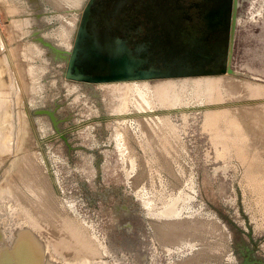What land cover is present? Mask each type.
<instances>
[{
	"label": "rangeland",
	"instance_id": "374dc122",
	"mask_svg": "<svg viewBox=\"0 0 264 264\" xmlns=\"http://www.w3.org/2000/svg\"><path fill=\"white\" fill-rule=\"evenodd\" d=\"M85 2L0 0V93L4 96L0 116L8 118L2 121L6 126L0 125L9 134L5 137L6 148L0 149L2 207L8 208L6 211L20 207L23 213L34 216L38 210L36 217L44 229L52 228L49 234L46 231L50 229H45V234L53 235L49 241L55 244L56 257L65 254L59 258L66 261L81 258L83 264H264V90L255 92L244 85L251 82L264 86V0H243L232 22L224 60L233 72L219 75L245 83L236 89H219L224 101L219 95L221 102L214 99V103L201 97L202 93H194V102L189 100L187 105L140 107L130 101L129 110L117 109L127 92L64 76L67 63L59 54L65 46L61 31L71 17L77 15L79 21ZM212 107L226 112L219 116V135L207 126L206 113ZM45 108L55 110L56 121L37 111ZM243 108L251 110L248 113ZM239 119L242 123L237 122ZM239 131H244L243 135ZM6 188L15 191L10 194ZM165 197L172 199L166 204ZM162 204L166 214L160 209ZM173 206L176 214L169 216ZM169 218L184 223L178 237L166 236L171 227H159L161 221L170 222ZM64 231L75 233H70L73 242Z\"/></svg>",
	"mask_w": 264,
	"mask_h": 264
},
{
	"label": "flooded vegetation",
	"instance_id": "af4514ba",
	"mask_svg": "<svg viewBox=\"0 0 264 264\" xmlns=\"http://www.w3.org/2000/svg\"><path fill=\"white\" fill-rule=\"evenodd\" d=\"M235 9L236 0H86L78 28L84 23V39L92 43L114 35L130 48H149L161 67L216 69L226 66ZM71 46L59 52L63 60Z\"/></svg>",
	"mask_w": 264,
	"mask_h": 264
},
{
	"label": "bare ground",
	"instance_id": "6f19581e",
	"mask_svg": "<svg viewBox=\"0 0 264 264\" xmlns=\"http://www.w3.org/2000/svg\"><path fill=\"white\" fill-rule=\"evenodd\" d=\"M76 2V1H75ZM72 3V2H71ZM77 3H78V1H77ZM74 4V3H73ZM13 7V6H12ZM15 8V7H14ZM75 15V14H74ZM64 18V17H63ZM63 18H62V20H63ZM20 20V19H19ZM23 20V19H22ZM14 22H16L15 20H14ZM18 22V21H17ZM20 22V21H19ZM20 23H22V22H20ZM19 24V23H18ZM24 24H26V23H24ZM20 25V24H19ZM18 25V26H19ZM22 26V25H21ZM21 26H19V27H21ZM26 26V25H25ZM64 26V25H63ZM76 27H78V16L77 15H75V16H73V17H71L70 18V20H69V22H68V24H65V26L63 27V30L61 31V33H62V43H63V45H65V46H67L68 48L72 45V42H73V39H74V35H75V30H76ZM18 28V27H17ZM27 28V27H26ZM21 29V28H20ZM23 29V28H22ZM21 29V30H22ZM61 29V28H60ZM25 30V29H24ZM23 32H26V30L25 31H23ZM60 33V32H59ZM94 35V34H93ZM60 36H61V34H60ZM61 38V37H60ZM69 58V57H68ZM182 61V60H181ZM24 63V62H23ZM28 63V62H27ZM26 64V63H25ZM29 65V64H28ZM24 66V65H23ZM25 66H27V65H25ZM28 67V66H27ZM26 68V67H25ZM32 68H33V66H32ZM35 69V68H34ZM30 70V69H29ZM1 71V70H0ZM31 73V72H30ZM219 75V74H218ZM33 78V77H32ZM223 78H227V77H224L223 75L221 76V75H219V76H198V77H186V78H171V79H157V80H154V81H149V80H130V81H120V82H118V81H116V82H102V83H98L99 85H102V86H105V87H108V88H110V89H118V90H120V91H123V92H127V93H125V95L123 96V98H122V101H121V109H123V108H125L126 110H127V108L126 107H128V105H129V103H130V101H135L140 107H142V106H144V107H149V106H152V105H154V104H160V105H166V106H171V105H179V104H186V103H188V101L189 100H193V98H194V96H193V94L194 93H196V94H200V93H202V96L201 97H203V96H206V99H208V100H211V99H213V101L212 102H214V99H215V101H216V99L218 100L219 99V93L222 95V93L221 92H219V89H221V88H225V89H228V90H230V89H236V88H238V87H240V86H242L241 84H244V83H241V82H236V81H234V80H232V79H230V77L229 78H227L226 80H224ZM1 82V81H0ZM22 82V81H21ZM33 84V83H32ZM245 86H247L250 90H252V91H258V92H260V91H262V90H264V86L263 85H254L253 83H251V82H247L246 84H244ZM236 86V87H235ZM2 92V91H1ZM127 94L129 95L130 94V96L131 97H127ZM219 95V96H218ZM199 96V97H200ZM223 96V95H222ZM3 95H2V93H0V108H1V106L3 105V103H4V99H3ZM198 97V98H199ZM218 97V98H217ZM205 98V97H204ZM135 99V100H134ZM220 99H221V96H220ZM222 99H225V98H222ZM221 99V101H224V100H222ZM199 100H202V99H200L199 98ZM205 101V100H204ZM220 100H218V102H219ZM220 101V102H221ZM193 102H194V100H193ZM200 102H202V101H200ZM134 103V102H133ZM132 103V104H133ZM192 103V102H191ZM196 103V102H195ZM210 103V102H209ZM214 103H216V102H214ZM214 103H212V104H214ZM194 104V103H193ZM198 104V103H197ZM208 104V103H207ZM212 104H211V106H212ZM221 104V103H220ZM225 104V103H224ZM226 104H228V103H226ZM225 104V105H226ZM261 104V103H260ZM142 105V106H141ZM187 105V104H186ZM215 105V104H214ZM217 105H218V103H217ZM129 106H131V105H129ZM198 106V105H197ZM209 106V105H208ZM224 106V105H223ZM251 106V105H250ZM156 107V106H155ZM158 108H159V106H157ZM202 107V106H201ZM204 107V106H203ZM210 107V106H209ZM242 107V106H241ZM263 107V106H262ZM183 108V107H182ZM193 108V107H192ZM198 108V107H197ZM200 108V107H199ZM214 108H216V106H214ZM225 108H227V107H225ZM228 108H229V106H228ZM4 109V108H3ZM135 109H137V108H135ZM157 109V108H156ZM184 109V108H183ZM205 108H203V110H204ZM211 109V108H210ZM128 110H129V107H128ZM138 110V109H137ZM149 110V109H148ZM151 110V109H150ZM177 110V109H176ZM243 110H245V111H248V113H249V110H251V109H247L246 110V108L244 109L243 108ZM254 110H257V108L256 109H254ZM6 111V110H5ZM138 111H140V110H138ZM152 111V110H151ZM170 111V110H169ZM258 111V110H257ZM261 111V110H260ZM183 112H186V111H183ZM238 112V111H237ZM237 112H234V113H236L237 114ZM255 113H258V112H256V111H254ZM263 112V111H262ZM7 113V112H6ZM6 113L5 112H3L2 114H5L6 115ZM133 113V112H132ZM165 113V112H164ZM188 113V112H187ZM233 113V114H234ZM245 113H247V112H245ZM253 113V112H252ZM168 114V113H167ZM221 114L224 116L225 114H226V112L225 111H219V107H218V109H213V107H212V110H209V111H207V113H206V116H207V126H210L211 127V129L212 130H214V132L216 133V134H218L219 135V116H221ZM229 114V113H228ZM231 115H232V113H230ZM240 114V113H239ZM259 114V113H258ZM152 115V114H151ZM155 115V114H154ZM8 116V115H7ZM148 116H149V113H148ZM147 116V117H148ZM160 116V115H159ZM172 116V115H171ZM186 116V115H185ZM205 116V115H204ZM232 117V116H231ZM235 117H238V116H235ZM234 117V118H235ZM152 118H154V117H152ZM156 118V117H155ZM234 118H232V119H234ZM3 119H6V118H4L3 117V115L2 116H0V123H2V121H3ZM8 119V118H7ZM6 119V120H7ZM140 119V118H139ZM148 119H150V118H148ZM189 119V118H188ZM222 119H223V117H222ZM236 119H238V118H236ZM153 120V119H152ZM155 120V119H154ZM156 120H158V119H156ZM163 120H165V119H163ZM162 120V121H163ZM9 121V120H8ZM139 121V120H138ZM149 121H151V120H149ZM184 121H186V119H184ZM183 121V122H184ZM188 121V120H187ZM186 121V122H187ZM204 121V120H203ZM151 122H153V121H151ZM164 122V121H163ZM222 122V121H221ZM237 122H240V123H242L241 121H240V119H239V121L237 120ZM6 123V122H5ZM135 123V122H134ZM138 123V122H137ZM146 123V122H145ZM162 123V122H161ZM173 123V122H172ZM230 123L232 124V121H230ZM234 123H235V121H234ZM240 123H237L236 125H238V124H240ZM3 125H5L4 123H2ZM158 125H159V123H157ZM143 125V124H142ZM145 125V124H144ZM149 127L150 128H152L153 126L150 124V122H149ZM147 125V126H148ZM160 125H162V124H160ZM167 125H169V124H167ZM172 125V124H171ZM176 125V124H175ZM180 125V124H179ZM184 125V124H183ZM257 125V124H256ZM6 126V125H5ZM126 126H128V124L126 125ZM138 126H140V125H138ZM146 126V127H147ZM187 126V125H186ZM206 126V127H207ZM221 126V125H220ZM145 127V126H144ZM143 127V128H144ZM161 127V126H160ZM164 127H165V125H164ZM170 127V126H169ZM176 127V126H175ZM239 127V126H238ZM240 127H244V125L243 126H240ZM123 128V127H122ZM163 128V127H162ZM162 128H160V130L162 129ZM167 128V127H166ZM171 128V127H170ZM181 128H182V126H181ZM5 129V127L3 126L2 127V125H0V149L1 150H3V149H5L6 148V146H7V144H6V142L7 141H5V137L7 136V131H5L4 130ZM123 129H125V127L123 128ZM136 129V128H135ZM134 129V130H135ZM169 129V128H168ZM184 129V128H183ZM211 129H208V130H211ZM150 129H148L147 131H149ZM154 130V129H153ZM156 130V129H155ZM158 130V129H157ZM241 130H244V129H241ZM240 130V131H241ZM260 130H262V129H260ZM140 131V130H139ZM142 131V130H141ZM150 131H152V130H150ZM180 131V130H179ZM239 131V132H240ZM244 131H246V129L244 130ZM244 131H243V133H244ZM160 132H162V131H159L158 133H160ZM170 132V131H169ZM254 132V131H253ZM136 133V132H135ZM164 133H165V131H164ZM168 133V132H167ZM213 133V132H212ZM240 133H242V132H240ZM239 133V134H240ZM243 133H242V135H243ZM157 134V133H156ZM155 134V135H156ZM180 134V133H179ZM3 135H4V137H3ZM160 135V134H159ZM168 135V134H167ZM166 135V136H167ZM245 135V134H244ZM8 136H9V134H8ZM7 136V137H8ZM129 136V135H128ZM139 136V135H138ZM143 136V135H142ZM164 136V135H163ZM177 136V135H176ZM212 136V135H211ZM222 136V135H221ZM237 136V135H236ZM124 137H126V136H124ZM134 137V136H133ZM144 137V136H143ZM149 137V136H148ZM159 137V136H158ZM135 138H136V136H135ZM161 138V137H160ZM163 138V137H162ZM174 138V137H173ZM177 138V137H176ZM247 138V137H246ZM251 138V137H250ZM139 139V138H138ZM146 139V138H145ZM152 139V138H151ZM6 140H7V138H6ZM160 140V139H159ZM163 140H164V138L161 140L162 142H163ZM179 140V139H178ZM184 140V139H183ZM121 141V140H120ZM126 141V140H125ZM165 141H166V139H165ZM173 141V140H172ZM142 142V141H141ZM169 142H170V140H169ZM126 143V142H125ZM166 143V142H165ZM182 143V142H181ZM146 144V143H145ZM150 144V143H149ZM153 144V143H152ZM161 144H163V143H161ZM179 144H180V142H179ZM250 144V143H249ZM252 145V144H251ZM254 145V144H253ZM174 146V145H173ZM172 146V147H173ZM177 146V145H176ZM146 147V146H145ZM254 147V146H253ZM151 148V147H150ZM170 148V147H169ZM168 148V149H169ZM184 148H186V147H184ZM262 148V147H261ZM129 149V148H128ZM153 149V148H152ZM164 149V148H163ZM178 149V148H177ZM123 150V149H122ZM157 150V149H156ZM166 150V149H165ZM182 150V149H181ZM216 150H217V148H216ZM148 151V150H147ZM146 151V152H147ZM150 151V150H149ZM169 151H171V150H169ZM174 152V151H173ZM178 152V151H177ZM183 152V151H182ZM218 152V151H217ZM132 153V152H131ZM131 153H129V154H131ZM150 153V152H149ZM148 153V154H149ZM219 153V152H218ZM217 153V154H218ZM147 154V155H148ZM154 154V153H153ZM160 154H163L162 152L161 153H159V155ZM166 154H167V152H166ZM2 155V154H1ZM157 155V154H156ZM167 156V155H166ZM170 156H173V155H170ZM180 156V155H179ZM218 156H219V154H218ZM264 156V155H263ZM2 157V156H1ZM143 157V156H142ZM141 157V158H142ZM145 157H147V156H145ZM159 157V156H158ZM165 157V156H164ZM163 157V158H164ZM182 157V156H181ZM144 158V157H143ZM148 159H149V157H147ZM152 158V157H151ZM155 158V157H154ZM153 158V159H154ZM173 158V157H172ZM175 158V157H174ZM176 158H178V156L176 157ZM171 159V158H170ZM180 159V158H179ZM184 159V158H183ZM137 160V159H136ZM145 160H146V158H145ZM161 160V159H160ZM174 160V159H173ZM182 160V159H181ZM180 160V161H181ZM133 161H135V160H133ZM138 161V160H137ZM155 161V160H154ZM167 161H168V159H167ZM178 161V160H177ZM159 163V162H158ZM166 163V162H165ZM172 163V162H171ZM176 163V162H175ZM137 164V163H136ZM170 164V163H169ZM28 165V164H27ZM146 165V164H145ZM162 165V164H161ZM166 165V164H165ZM164 165V166H165ZM176 165V164H175ZM34 166V165H33ZM163 166V167H164ZM169 166H171V164L169 165ZM179 166V165H178ZM177 166V167H178ZM151 167V166H150ZM172 167H173V165H172ZM155 168V167H154ZM164 168H166V167H164ZM33 169V168H32ZM40 169V168H39ZM160 169V168H159ZM158 169V170H159ZM167 169V168H166ZM28 170V169H27ZM155 170V169H154ZM168 170H171V169H168ZM34 171V170H33ZM37 171H38V169H37ZM36 171V172H37ZM162 171V170H161ZM164 171V170H163ZM9 172V171H8ZM156 172H157V169H156ZM159 172V171H158ZM171 172V171H170ZM23 173V172H22ZM26 173V172H25ZM34 173H35V171L32 173L33 175H34ZM39 173V172H38ZM155 173V172H154ZM161 172H159V174H160ZM167 173V172H166ZM42 174V173H41ZM44 174V173H43ZM42 174V175H43ZM173 174V173H172ZM35 176V175H34ZM38 176V175H37ZM161 175H159V177H160ZM186 176V175H185ZM184 176V177H185ZM42 177V176H41ZM40 177V178H41ZM169 177V176H168ZM172 177V176H171ZM20 179H22V178H20ZM37 179H38V177H37ZM163 179V178H162ZM169 179H171V178H169ZM32 180V179H31ZM46 180V179H45ZM159 180H161V179H159ZM166 180V179H165ZM180 180H181V178H180ZM40 181V180H39ZM162 181V180H161ZM167 181H168V179H167ZM182 181V180H181ZM11 182V181H10ZM13 182H15V181H13ZM36 182V181H35ZM43 182V181H42ZM163 182V181H162ZM12 183V182H11ZM16 183V182H15ZM31 183V182H30ZM29 183V184H30ZM40 183V182H39ZM161 183V182H160ZM160 183H159V185H160ZM165 183V182H164ZM170 183V182H169ZM173 183V182H172ZM9 184V182L7 181V187L10 185H8ZM33 184V183H32ZM41 184V183H40ZM175 184V183H174ZM173 184V185H174ZM18 184H16L15 186H17ZM163 185V184H162ZM169 185H171V184H169ZM172 185V186H173ZM22 186V185H21ZM32 185H30V187H31ZM35 186V185H34ZM168 186V185H167ZM175 186H177L176 184H175ZM18 187H19V185H18ZM162 187H164V186H162ZM161 186H160V188H162ZM170 187V186H169ZM16 188V187H15ZM47 188V187H46ZM165 188H168V187H165ZM164 188V190H166ZM178 188V187H177ZM13 189V188H12ZM11 189V190H12ZM20 189H24V188H22V187H20ZM20 189H18V190H20ZM173 189H174V186H173ZM172 189V190H173ZM40 190V189H39ZM42 190H45V189H42ZM158 190V189H157ZM163 190V189H162ZM171 190V191H172ZM177 190V189H176ZM6 191H7V188H6ZM8 191H9V189H8ZM7 191V193H12L13 191H15V190H12V192H8ZM21 191H23V190H21ZM20 191V192H21ZM32 191V190H31ZM38 191V190H37ZM47 191V190H46ZM159 191H161V190H159ZM4 192V191H3ZM39 192V191H38ZM42 192V191H41ZM44 192V191H43ZM1 193V192H0ZM26 193V192H25ZM174 193V192H173ZM173 193H170V196L172 197V195H173ZM16 194H17V192H16ZM15 194V195H16ZM23 194V193H22ZM29 194V193H28ZM39 194V193H38ZM166 194V193H165ZM172 194V195H171ZM2 195V194H1ZM8 195V194H7ZM20 195V194H19ZM37 195V194H36ZM39 195H41V194H39ZM38 195V196H39ZM54 195V194H53ZM167 195V194H166ZM5 196V195H4ZM12 196H13V194H12ZM23 196H25V195H23ZM29 195H27V197H28ZM31 196V195H30ZM30 196L28 197V198H30ZM49 196V195H48ZM151 196V195H150ZM157 196V195H156ZM159 196V195H158ZM160 196H162V195H160ZM165 196V195H164ZM169 196V197H170ZM7 196H5V198H6ZM15 196H13V198H14ZM20 197V196H19ZM39 197H41V196H39ZM167 197V196H166ZM166 197H165V199H164V202L166 203L168 200H171L172 198H167L168 200H166ZM12 198V199H13ZM17 198H18V196H17ZM24 198V197H23ZM26 198V197H25ZM32 198V197H31ZM52 198H53V196H52ZM54 198H55V196H54ZM12 199H11V201H12ZM39 199V198H38ZM38 199H37V201H38ZM57 199V198H56ZM159 199V198H158ZM162 199V197L158 200V201H160ZM6 200V199H5ZM10 200V199H9ZM15 200H16V198H15ZM20 200V199H19ZM19 200H18V202H19ZM24 200V199H23ZM31 200H33V201H35L34 199H31ZM30 199H29V201H31ZM157 200V199H156ZM155 200V201H156ZM26 201V200H25ZM25 201H24V203H25ZM32 201V202H33ZM55 201V200H54ZM158 201H157V203H158ZM163 201V200H162ZM161 201V202H162ZM9 202V201H8ZM13 202H14V200H13ZM21 202H23V201H21ZM20 202V203H21ZM28 202V199H27V201H26V203ZM32 202H31V204H29V205H31V206H33L32 205ZM41 202V201H40ZM59 202V201H58ZM160 202V203H161ZM16 203V202H15ZM33 203H36V202H33ZM60 203V202H59ZM58 203V204H59ZM153 203V202H152ZM165 203H163V204H165ZM167 203H169V201L167 202ZM166 203V204H167ZM1 204V203H0ZM6 204V203H5ZM9 204V203H8ZM14 204V203H13ZM12 204V205H13ZM18 204V203H17ZM16 204V205H17ZM28 204V203H27ZM27 204H26V206H27ZM39 204H41V203H39ZM57 204V205H58ZM61 204V203H60ZM59 204V205H60ZM163 204H162V206H158V205H160V204H158L157 206L160 208V209H162L163 208ZM11 205V204H10ZM19 205V204H18ZM21 205V207L23 208V206H22V204H20ZM43 205V204H42ZM46 205H47V203H46ZM62 205V204H61ZM170 205V204H169ZM6 206V205H5ZM30 206V207H31ZM49 206V205H48ZM63 206V205H62ZM156 205H154V207H155ZM165 206V205H164ZM7 207V206H6ZM9 207V206H8ZM38 207V206H37ZM47 207V206H46ZM55 207V206H54ZM60 207V206H59ZM153 207V208H154ZM156 208L157 210L159 209V208ZM167 208H166V210L169 208L168 207V205L166 206ZM174 208H175V206H173ZM12 208H13V206H12ZM10 209V211H6V209H8V208H4V207H2V204H1V206H0V216H1V220H0V264H83L84 262H80V260H81V258H80V260L79 259H77V260H74V261H66L65 260V258H64V260L62 259V258H59L60 256H63V255H58L59 257H56V255H57V252L56 251H54V245L55 244H51L52 242H50L51 241V237L53 236H51V235H49L50 237H46V232L48 233V232H52V228H51V226H50V231H46L45 232V229L46 230H49V229H47V228H45L44 229V225H43V223H42V221H41V223H39L40 221H38L39 219L37 218L38 216H39V214L37 213L38 212V210H37V212H36V215L38 214V216L36 217V215L34 216L33 214V216L28 212L27 214H25V212H27V211H25L24 213H23V210H19V208H13V209ZM34 208H35V205H34ZM39 208H40V206H39ZM152 208V207H151ZM172 208V210H169L170 212H169V216L171 215V213H172V216H173V213L175 212V214H176V211H177V209L175 208ZM24 209V208H23ZM26 209V208H25ZM28 209V208H27ZM33 209V208H32ZM31 209V210H32ZM41 209V208H40ZM42 209H43V207H42ZM46 209H48V208H46ZM60 209V208H59ZM63 209V208H62ZM164 209V208H163ZM162 209V211H163V213H165L164 212V210ZM30 210V211H31ZM34 210H36V209H34ZM33 210V211H34ZM52 210V209H51ZM152 210V209H151ZM165 210V211H166ZM32 211V212H33ZM49 211H50V209H49ZM63 211H65V210H63ZM148 211V210H147ZM150 211V210H149ZM156 211V210H155ZM159 211V210H158ZM43 212H44V210H43ZM151 212V211H150ZM33 213H35V212H33ZM51 213H52V211H51ZM148 213V212H147ZM159 212H157V214H158ZM167 213H168V211H167ZM41 214V213H40ZM64 214H65V212H64ZM151 214V213H150ZM166 214V213H165ZM45 215H46V213H45ZM53 215H54V212H53ZM164 215V214H163ZM179 215V214H178ZM47 216V215H46ZM48 216H50L49 215V213H48ZM55 216H57L56 214L54 215V217ZM162 216V215H161ZM165 216V215H164ZM168 216V215H167ZM41 217H42V215H41ZM53 217V216H52ZM53 217V218H54ZM61 217V216H60ZM44 218H46V217H44ZM43 218V219H44ZM56 218V217H55ZM73 218V217H72ZM165 218V217H164ZM176 218V217H175ZM174 217L172 218V219H175ZM50 219V218H49ZM56 219H59V217L58 218H56ZM56 219H53V220H56ZM64 219V218H63ZM167 219V218H166ZM170 220V222H168L169 224H165V223H160L159 224V227H160V229H164V227L166 228V225L167 226H169L168 228H170L168 231H166V234L168 233L169 234V236L168 235H166L167 237H178V230L179 229H181L182 230V225L184 224L182 221H179V219L177 220H175V221H171V218H169ZM184 219V218H183ZM198 219V218H197ZM210 219V218H209ZM212 219H214V218H212ZM8 220H10V222H8ZM47 220V219H46ZM180 220H181V218H180ZM216 220V219H215ZM5 221H6V223H5ZM50 222H51V220H49ZM49 221H47V222H49ZM62 222V219H59V222ZM47 222H45V223H47ZM54 222V221H53ZM60 222V223H61ZM67 222V221H66ZM197 222V221H196ZM7 223H9V226L7 225ZM44 223V224H45ZM52 223V222H51ZM50 223V224H51ZM57 223V222H56ZM187 223H188V220H187ZM214 223H215V221H214ZM58 224V223H57ZM217 224V223H216ZM8 226V227H5V226ZM46 225L47 224H45V227H46ZM53 225H54V223H53ZM59 225V224H58ZM57 225V226H58ZM62 224H60V226H61ZM64 225V224H63ZM190 225H195V224H190ZM219 225V224H218ZM49 226V225H48ZM155 226H157V224L155 225ZM62 227V226H61ZM61 227H60V229H61ZM191 227V226H190ZM54 228H56V227H54ZM65 228H67V227H65ZM187 228V227H186ZM57 229V228H56ZM68 229H69V227H68ZM71 229V228H70ZM82 229V228H81ZM158 228H156V230H157ZM188 229V228H187ZM55 230V229H54ZM64 230V229H63ZM159 230V229H158ZM158 230H157V232H158ZM161 230V231H162ZM68 231V230H67ZM67 231L65 232V234L66 235H69V237L68 238H71V240H72V237H70L71 235H72V233L71 232H73V230L71 229V230H69V231H71L70 233H71V235H70V233L69 234H67ZM161 231L160 232H158V234L159 233H161ZM80 232V231H79ZM193 232H195V231H193ZM58 233V232H57ZM174 233H175V235H174ZM49 234V233H48ZM51 234H56V233H51ZM60 234V233H59ZM64 234V235H65ZM75 233H73V235H74ZM84 234V233H83ZM191 234V233H190ZM57 235V234H56ZM72 235V236H73ZM161 235V234H160ZM194 235V234H193ZM193 235H192V238H193ZM57 236H59V235H57ZM57 236H55L56 238H57ZM63 236V235H62ZM80 236V235H79ZM78 236V237H79ZM194 236H196V235H194ZM202 236V235H201ZM200 236V237H201ZM75 237H77V236H74V240L76 241V238ZM159 237V236H158ZM188 237V236H187ZM189 237H190V235H189ZM197 237H199V236H197ZM196 237V238H197ZM48 238V239H47ZM49 238H51L50 239V241H49ZM65 238V236L63 237V239ZM81 238V237H80ZM88 238V237H87ZM184 238H186V237H184ZM195 238V239H196ZM202 239H203V237H201ZM55 239V238H54ZM60 239V238H59ZM160 239V238H159ZM161 239H162V241H164L163 239V237H161ZM190 239H191V237H190ZM190 239H189V241H190ZM194 239V238H193ZM200 240V239H197V240H200V241H203V240ZM57 240V239H56ZM62 240V239H61ZM66 240V239H65ZM188 240V239H187ZM68 241V240H67ZM77 241H78V244H79V239H77ZM85 241H86V239H85ZM89 241H90V239H89ZM161 241V240H160ZM188 241V242H189ZM195 241V240H194ZM193 241V242H194ZM199 241V243H201ZM64 242V241H63ZM63 242H61V243H63ZM70 242V241H69ZM72 242H73V240H72ZM81 242V241H80ZM95 242V241H94ZM165 242V241H164ZM192 242V243H193ZM197 242V241H196ZM92 243V242H91ZM163 243V242H162ZM189 243H191V242H189ZM76 244H77V242H76ZM93 244V243H92ZM96 244H97V242H96ZM101 244V243H100ZM187 244V243H186ZM81 244H79V246H80ZM88 245V244H87ZM57 246V245H56ZM71 247V246H70ZM83 247H85L86 248V246H83ZM88 247V246H87ZM56 248V247H55ZM59 248V247H58ZM61 248V247H60ZM59 248V250L58 251H60L61 249ZM68 248H69V246H68ZM72 249H73V245H72V247H71ZM74 248H76L75 246H74ZM79 248V247H78ZM77 248V249H78ZM90 248V247H89ZM99 249L98 250H100L101 248L100 247H98ZM70 249V248H69ZM82 249V248H81ZM57 250V249H56ZM80 250V249H79ZM91 250V249H90ZM96 250V249H95ZM95 250L93 249V251H94V254H96L95 253ZM72 251V250H71ZM83 251V250H82ZM92 251V250H91ZM97 251V250H96ZM63 252H64V250H63ZM62 252V253H63ZM55 253H56V255H55ZM68 253V252H67ZM66 253V254H67ZM71 253V252H70ZM59 254H60V252H59ZM69 254V253H68ZM67 254V255H68ZM85 254V253H84ZM98 254V253H97ZM96 254V255H97ZM64 256H65V254H64ZM63 256V257H64ZM84 256H86V255H84ZM90 256V255H89ZM93 256V255H92ZM95 256V255H94ZM99 256V255H98ZM87 257V256H86ZM67 258V257H66ZM88 258V257H87ZM90 258V257H89ZM92 258V257H91ZM101 258V257H100ZM71 259H74V258H71ZM76 259V258H75ZM92 259H95V258H92ZM115 260V259H114ZM113 262V261H112ZM114 263V262H113ZM121 263V262H120ZM97 264H100V263H97ZM102 264V263H101ZM104 264V263H103Z\"/></svg>",
	"mask_w": 264,
	"mask_h": 264
},
{
	"label": "water",
	"instance_id": "95a60500",
	"mask_svg": "<svg viewBox=\"0 0 264 264\" xmlns=\"http://www.w3.org/2000/svg\"><path fill=\"white\" fill-rule=\"evenodd\" d=\"M242 3L243 0L242 2L236 0L233 24L239 15L238 5L241 7ZM86 14L87 12L83 17ZM85 33L84 23L79 28L76 27L70 56L64 70V76L68 79L87 83L154 81L157 79L217 76V74L233 72L230 64L216 69H175L167 63H165V67H161L159 63L161 58L154 52H149V48H130L125 39L114 35L103 37L101 41L92 43L88 39H84ZM37 111L49 114L56 121L55 110L45 108Z\"/></svg>",
	"mask_w": 264,
	"mask_h": 264
}]
</instances>
